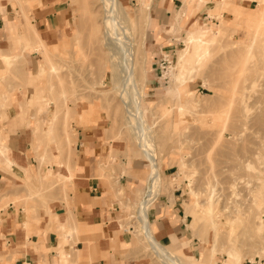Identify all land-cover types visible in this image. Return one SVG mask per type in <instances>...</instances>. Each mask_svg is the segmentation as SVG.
<instances>
[{
    "label": "crops",
    "instance_id": "0c3cea01",
    "mask_svg": "<svg viewBox=\"0 0 264 264\" xmlns=\"http://www.w3.org/2000/svg\"><path fill=\"white\" fill-rule=\"evenodd\" d=\"M39 2L30 17L53 52L64 45L70 4ZM18 4L0 0V258L12 264H155L134 248V235L125 230L124 208L143 196L151 178L149 161L111 139L108 123L97 115L81 120L85 110L80 105L71 115L73 132L64 128L63 115L50 133L56 113L43 94L45 81L40 79L41 88L31 84L41 75L43 55L34 37L23 31L26 22ZM256 9L247 0H152L145 34L152 60L174 52L178 36L194 26L223 23L235 29L242 20L238 12ZM153 80L145 83L150 99ZM188 89L198 91L192 82ZM49 171L66 187L50 189ZM173 186L160 191L150 208L151 229L160 244H187L183 250L196 257L202 240L192 228L190 191L185 184Z\"/></svg>",
    "mask_w": 264,
    "mask_h": 264
},
{
    "label": "rangeland",
    "instance_id": "374dc122",
    "mask_svg": "<svg viewBox=\"0 0 264 264\" xmlns=\"http://www.w3.org/2000/svg\"><path fill=\"white\" fill-rule=\"evenodd\" d=\"M16 1L26 22L23 31H27L29 37H34L32 42L36 46L35 33L31 30L35 27L30 14L42 4L39 0ZM66 1L71 11L70 20L65 25L64 45L62 48L54 47L53 52L47 47L50 55H47L46 72L42 79L45 81L43 94H47L55 113H59L54 128L68 110L66 118L63 116L66 120L63 125L70 133L73 132V119L70 117L80 105L85 110V114L80 115L81 120L97 115V118L108 123L113 135L111 139L129 146L134 156L144 158L135 140L134 130L127 121L128 114L125 102L119 95L120 88L118 94L113 84L110 54L103 44L105 2ZM120 1L128 13L140 15V29L134 27L133 30V25H130L136 57L142 62L145 56L146 78L155 77L153 98L146 97V88L143 87L141 106L144 111L143 120L150 128L154 127L155 131L158 157L162 165L160 191L174 187L176 183V186L185 184L186 188L193 191L190 193L191 205L196 206L191 207L195 210L193 224L197 223L195 231L202 240V247L194 257L192 253L183 250L187 244L166 247L156 241L162 247L172 250L176 256L182 257V264H223L228 258L227 251L232 247L242 256L243 264H264V229L262 234L256 232L264 216V29L257 31L238 14L242 20H239V26L235 29L223 23L213 28L214 32L223 31L210 46V56L194 66V78L177 84L181 93L179 97L178 93L169 92L173 85L164 75L176 64L177 52L186 49L188 32L198 27H208L203 24L194 26L184 31L183 36H178L177 47L169 53V63L163 68L164 56L152 60L154 54L148 49L145 35L147 20L144 15L141 16L140 11L142 3L151 5V2ZM24 5L28 6L30 12ZM255 5L257 9L260 8L258 3ZM51 64L56 66L58 74L51 73ZM191 82L196 83L198 91L195 93L188 89ZM181 105L183 112L179 110ZM67 140L70 144L69 135ZM165 169H170L167 176H164ZM50 173L45 177L47 183H50V189L55 191L62 186L66 187V183L61 185L57 179L54 181L56 177ZM213 189L216 190L215 201L209 213L207 202ZM141 197L142 194L137 197L134 205L127 204L124 208L126 223L135 214ZM202 214L205 219L212 217L205 220ZM210 221L219 224L215 228L216 232ZM135 229L138 233H132L134 248H141L145 257L153 259L154 253L141 227L136 226ZM150 231L153 234L151 225ZM160 259L161 263L156 259L151 261L155 264L167 261L165 258ZM0 264L12 263L1 257Z\"/></svg>",
    "mask_w": 264,
    "mask_h": 264
},
{
    "label": "bare ground",
    "instance_id": "6f19581e",
    "mask_svg": "<svg viewBox=\"0 0 264 264\" xmlns=\"http://www.w3.org/2000/svg\"><path fill=\"white\" fill-rule=\"evenodd\" d=\"M148 1L151 2V0H148ZM249 1L258 3V6L260 8L256 9L254 13L247 12L245 14H242L241 12H238V15H242L246 23L249 24L251 27H254L257 31L260 29H264V0H249ZM104 2H105L106 9H105V17L103 21L104 28H105V32L103 34V37H104L103 44L106 46L110 54L109 63L111 64V68H112L111 74L113 78V84L115 87V91L118 92L120 88V94L119 92L118 94L121 96L120 98H122V101L125 102L124 106L127 111L126 113L128 114L127 121L134 130L135 140L139 144L144 158L148 160L150 163V167L152 170L151 175H152V180H153L151 192L155 195L159 193L161 189L162 165L160 164L159 157H158V146H157V143L155 142V131L153 130L154 127L150 128L146 124V122L143 120L144 111L142 110V106H141V98H142L141 93L146 83V69L144 67L145 65L144 62L146 58L143 55V59L141 62L136 57V50L134 48L133 36L131 34L132 28H130V25H133V30H134V27L135 29L136 28L140 29V23H141V20L139 17L140 15L135 16L133 14L128 13L125 10V7L122 5L120 0H104ZM223 4H225V2ZM149 10H150V5H145L142 3L141 8H140V11L142 13L141 16L144 15V17L147 20V25L150 20ZM99 29L100 28H98V30ZM31 30L33 31V33H35V44H36L37 50L40 51V53L43 55V58L46 57V59L44 60V64L41 67V75L40 76L37 75L38 80H34L31 82V84L35 82L38 83L36 87L41 88L39 87L40 79L42 81L44 73L46 72L45 66L48 62L47 55L49 56L50 54L48 52L47 46L45 45L44 41L41 40L40 35L36 32V29L32 28ZM221 31L214 32L213 28L204 29L202 27H198L195 30L188 32L187 38L185 40L186 45H187L186 49H182L177 52V61H174L176 62V64L174 66H171L169 71L164 75L165 77L169 79V83L170 84L172 83L173 85V89L169 92L178 93L180 97L181 95L180 87H178L177 84L179 82L184 83L188 79L194 78L193 76V73H194L193 70L195 68L194 66L201 64L205 59H207L210 56L209 48L214 43L216 37L218 38L217 35L222 33ZM144 38H145V35H143V40ZM6 62H7V59H6ZM51 73L58 74V69L56 68L54 64H51ZM37 93H39V91H37ZM190 98L192 99L193 97H190ZM179 110L180 112L184 111V108L182 105L179 107ZM68 112L69 111L67 110L66 113L68 114ZM58 114H59L58 112L55 114L52 120V123L50 125L49 131L51 130V132H52V128H54V125L58 121ZM66 124L68 125V123ZM56 179L57 178H54V181ZM188 188L189 187H187V189ZM214 189L212 192H210V196L207 202V204H209V209H208L209 213H210V207L215 201L214 197H215L216 190L214 191ZM189 191H191L190 192L191 194L193 193L192 190H189ZM195 197L198 199L197 196ZM149 202H145L142 205L141 207L142 209H141L139 219H138L141 223V229H142V234L144 238L147 240L148 244L150 245L149 247H151L154 253L156 254L158 253L160 255V258H165L167 260V261H163V264H182L181 261L183 260V258L180 256H176V254H174V252L170 250L169 248L162 247L156 241L152 232L150 231ZM191 207L195 208L196 206L194 207V205H191ZM212 215H213V212H212ZM212 215L207 217L206 219L210 220L209 218L212 217ZM203 217L205 219L204 215ZM203 217L201 219H203ZM211 221H212V218H211ZM211 221L210 223L212 224ZM212 225L214 227L213 229L214 231H215V228L219 226V224L217 223H213ZM196 227H197V223L192 224V228L195 229ZM263 229H264V216L260 220L259 226L257 227V231H256L257 234H262ZM217 234H216V237L218 236ZM227 254H228V258L225 260L223 264H243L242 256L233 247L227 251Z\"/></svg>",
    "mask_w": 264,
    "mask_h": 264
},
{
    "label": "built area",
    "instance_id": "2783aa9c",
    "mask_svg": "<svg viewBox=\"0 0 264 264\" xmlns=\"http://www.w3.org/2000/svg\"><path fill=\"white\" fill-rule=\"evenodd\" d=\"M168 57H164L163 61H162V67L167 65L169 63V60L167 59ZM164 68V67H163ZM152 184H153V180H152V175L151 178L149 180V183L146 187V190L144 191V194L142 196V198L140 199L139 203L137 204L136 207V211L135 214H133L131 216V220L126 224L125 230L131 232V233H138V231L135 229L136 226H139V228L141 227V223L138 220L139 219V212L140 209L142 207V204H144L145 202H149V208L152 207V205H154V203L158 200L160 194H153L151 192V188H152ZM150 199V200H149ZM133 221L132 224H130ZM154 253V252H153ZM154 259L158 260V262L161 263V259H160V255L157 253H154Z\"/></svg>",
    "mask_w": 264,
    "mask_h": 264
}]
</instances>
